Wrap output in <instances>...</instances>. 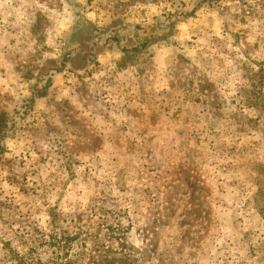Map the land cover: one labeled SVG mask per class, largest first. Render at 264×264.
Here are the masks:
<instances>
[{"label": "rangeland", "instance_id": "1", "mask_svg": "<svg viewBox=\"0 0 264 264\" xmlns=\"http://www.w3.org/2000/svg\"><path fill=\"white\" fill-rule=\"evenodd\" d=\"M0 130V264H264V0H0Z\"/></svg>", "mask_w": 264, "mask_h": 264}, {"label": "trees", "instance_id": "2", "mask_svg": "<svg viewBox=\"0 0 264 264\" xmlns=\"http://www.w3.org/2000/svg\"><path fill=\"white\" fill-rule=\"evenodd\" d=\"M0 134L3 135L1 130ZM43 237L37 240L38 247H32L24 254L12 249L7 250L8 254L5 264H113V261L110 262L108 260L109 257H106L104 260L101 258L100 261L90 257L89 262H84L83 257L90 254H85L84 252L80 254L77 250L75 251L73 244L79 239L85 243L91 238L90 234L82 230L75 232L74 235H70L67 232L57 230L54 225L50 233L46 236L43 235ZM38 248H43L42 252L50 254V258L43 261L40 256L41 254H38ZM93 252H100L99 247L93 250Z\"/></svg>", "mask_w": 264, "mask_h": 264}]
</instances>
